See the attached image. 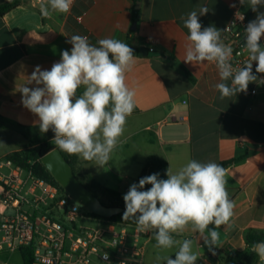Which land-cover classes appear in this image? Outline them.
Masks as SVG:
<instances>
[{"label": "crops", "instance_id": "obj_1", "mask_svg": "<svg viewBox=\"0 0 264 264\" xmlns=\"http://www.w3.org/2000/svg\"><path fill=\"white\" fill-rule=\"evenodd\" d=\"M8 1L0 0V5ZM232 1L73 0L69 12H52L46 18L39 9L47 0H22L19 7L0 17V129L21 125L33 133L26 132L25 138L55 144L52 130L41 133L36 123L39 118L21 103L20 89L36 86L28 84L35 67L50 70L60 61L63 50L70 52L72 45L66 41L72 35L87 36L94 46H99L103 38L128 44L135 62L126 72V83L135 91V108L107 164L100 167L95 161L73 155L76 176L95 184L98 193L109 189L123 197L130 185L138 182L152 157L166 161L172 173L190 160L220 166L232 161L225 170L234 214L231 227L216 229L220 238L214 251L231 246L250 255L253 244L247 242L246 234H264V83L254 74L257 79L249 83L247 92L221 99L216 85L224 81L216 65L184 62L189 44L184 19L206 6L207 14L199 16L202 30L213 26L222 31V36L232 15ZM243 9L252 20L256 18L249 0H244ZM134 10L139 11L136 22ZM258 10L264 12V6H258ZM141 47L158 55L142 57ZM84 90L81 86L76 95ZM18 150L5 152L0 160ZM206 235L207 231L201 235L189 225L182 234L174 233L173 238L192 240V251L199 257L196 264H228L221 254L209 252L203 242ZM144 243L143 264H166L157 256L174 259L179 249V245L157 248L153 232ZM15 253H8L7 259ZM261 262L258 258L253 264Z\"/></svg>", "mask_w": 264, "mask_h": 264}, {"label": "clouds", "instance_id": "obj_2", "mask_svg": "<svg viewBox=\"0 0 264 264\" xmlns=\"http://www.w3.org/2000/svg\"><path fill=\"white\" fill-rule=\"evenodd\" d=\"M73 0H47L40 5L43 17L52 12L67 13ZM244 4V0H239ZM256 18L246 28V49L249 60L240 69L230 63L232 48L221 40V32L213 26L203 28L199 16L207 14L208 8L192 11L184 19L188 29L184 62L199 65L214 63L221 83L216 88L221 99L238 92H247L250 82L257 79L253 74L264 73V0H249ZM236 7L235 4L231 5ZM244 19V18H243ZM71 50H63L61 59L50 70L37 65L23 86L21 103L39 119L41 133L49 129L54 133L57 147L69 155H78L84 160L95 161L103 167L110 160L111 153L123 135L127 118L135 108V91L126 83V72L130 71L135 56L133 49L115 38H103L99 46L89 43L87 36L72 35L67 41ZM231 80V84L227 81ZM83 86L82 95L77 90ZM167 179H160L159 173L142 177L130 185L123 196L125 211L122 219H134L137 232H153L157 248L170 249L179 245L175 258L157 256L166 264H196L198 256L192 251V240H175L173 234H182L189 225L192 231L203 235L204 245L212 255L219 243L216 230L222 225L231 227L235 203L226 189V170L215 162L201 163L190 160L176 173L168 168ZM145 185H151L147 190ZM214 225V228H209ZM253 251L264 261V242L253 245ZM106 264L108 254L103 255ZM47 264H52L48 261Z\"/></svg>", "mask_w": 264, "mask_h": 264}, {"label": "built area", "instance_id": "obj_3", "mask_svg": "<svg viewBox=\"0 0 264 264\" xmlns=\"http://www.w3.org/2000/svg\"><path fill=\"white\" fill-rule=\"evenodd\" d=\"M232 4L236 7L221 40L232 48L233 68L240 69L249 60L245 28L252 19L239 0ZM261 43L264 47L263 38ZM255 69L253 62V74L264 83V73ZM83 209L65 190L10 160H0V252L33 247L35 264H106L105 253L110 264H143L144 241L151 232L98 221Z\"/></svg>", "mask_w": 264, "mask_h": 264}, {"label": "trees", "instance_id": "obj_4", "mask_svg": "<svg viewBox=\"0 0 264 264\" xmlns=\"http://www.w3.org/2000/svg\"><path fill=\"white\" fill-rule=\"evenodd\" d=\"M21 4H22V0H10L0 5V17L4 16L11 10L19 7ZM138 12H139L138 10H134V14L136 17L135 22L138 21L137 19ZM185 73L187 74V76L191 77V75L187 71H185ZM13 128L17 130L19 133H22L23 135L27 134L26 132H28L33 136V133L31 131H26L21 125H14ZM7 129H12V127H8ZM55 148H57V145H55L51 141L36 140V142L33 145H30L29 147L22 150L10 152L4 158L10 160L15 165L20 166L27 171H31L35 176L46 180L50 184H53L59 187L62 191H64V189L54 179V177L50 174V172L44 167V165L41 162V157ZM63 154L65 158L74 167L73 155H69L66 152H63ZM231 163L232 161L224 162L221 164V166L225 169ZM168 168H169L168 163L166 161L157 157H152L149 163L147 164V166L145 167V169L143 170L142 175L139 177V180L142 177L151 175L153 173H159L160 179H167L166 171ZM80 181L85 186H87L97 197H99L105 205L120 206L125 211V204L123 197H121L117 192L109 189H102L101 193H98L99 189L96 188L95 184L83 182L82 180ZM150 187L151 185H145L144 190H147ZM104 198L108 199L110 203H107L104 200ZM124 211L111 218H104L92 213H89V215L111 224H128L132 226H137L134 219H129L127 221H124L122 219ZM246 240L249 244H253V245L258 242H264V234L248 232L246 234ZM20 253L22 255L24 264H35L33 247H23L21 248ZM221 254H222V258L228 264H253L256 263L259 258V256L254 251L250 255H248L246 252H240L238 250H235L231 246H227L221 249Z\"/></svg>", "mask_w": 264, "mask_h": 264}, {"label": "water", "instance_id": "obj_5", "mask_svg": "<svg viewBox=\"0 0 264 264\" xmlns=\"http://www.w3.org/2000/svg\"><path fill=\"white\" fill-rule=\"evenodd\" d=\"M134 29H136V25ZM139 55L145 57L158 54L145 47H141ZM41 162L72 199L88 212L104 218H111L124 211L120 206L105 205L99 197L85 186L78 179L73 166L58 147L43 155Z\"/></svg>", "mask_w": 264, "mask_h": 264}, {"label": "rangeland", "instance_id": "obj_6", "mask_svg": "<svg viewBox=\"0 0 264 264\" xmlns=\"http://www.w3.org/2000/svg\"><path fill=\"white\" fill-rule=\"evenodd\" d=\"M2 124H0V127ZM5 128L0 129V155L4 154L7 151L15 150V149H25L29 147L30 145H33L36 140H39L37 138L32 137H20V133H18L17 130H15L13 127L12 129H7L10 126H4ZM22 134V133H21ZM104 200L107 203H110L108 199L104 198ZM83 212H87L86 209H83ZM11 214V211L8 213ZM10 253L9 251L0 252V262L7 263V264H21L22 262V255L20 251H16L15 254L12 255V257L8 260L7 256ZM260 264H264V261Z\"/></svg>", "mask_w": 264, "mask_h": 264}]
</instances>
